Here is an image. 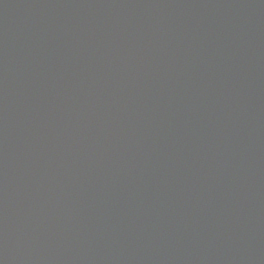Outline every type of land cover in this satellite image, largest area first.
I'll list each match as a JSON object with an SVG mask.
<instances>
[{"label": "water", "instance_id": "1", "mask_svg": "<svg viewBox=\"0 0 264 264\" xmlns=\"http://www.w3.org/2000/svg\"><path fill=\"white\" fill-rule=\"evenodd\" d=\"M0 264H264V0H0Z\"/></svg>", "mask_w": 264, "mask_h": 264}]
</instances>
